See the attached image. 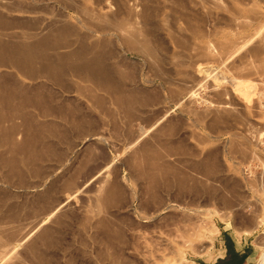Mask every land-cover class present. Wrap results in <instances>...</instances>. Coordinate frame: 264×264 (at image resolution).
<instances>
[{"label": "rangeland", "instance_id": "obj_1", "mask_svg": "<svg viewBox=\"0 0 264 264\" xmlns=\"http://www.w3.org/2000/svg\"><path fill=\"white\" fill-rule=\"evenodd\" d=\"M90 1L91 0H86L88 4H93L95 2V0H93L94 2L93 1L90 2ZM237 1L238 0H236V2ZM247 1L240 0L242 4H240L239 2L237 3L240 6L244 7L245 9L252 8L253 5L254 8L252 9L259 7V9L261 8V11L264 14V0L262 1L247 0ZM46 3L48 4V6L51 3L52 6L54 7L49 6L47 8L45 6L47 5ZM256 4L257 5L260 4V5L257 6ZM45 5L43 6L41 5L40 7L42 9L47 8L44 9L45 11L43 10L44 12L42 11V14L46 16L52 15L49 14V12L56 15L57 14L56 10H57L59 13L70 14L72 18H75L74 13L69 9H63L60 2H56V1L45 2ZM217 23L218 24L215 23V25L212 24L209 25V27L211 26L212 27L209 28L210 30L208 33L209 35H207L205 39L213 40L215 42L216 39L214 38L216 37L217 39L221 38L222 35L225 33L226 35L229 34L230 36H232L233 34L235 36L236 34L248 35V33H251L249 34L251 36H256L252 34L259 30L261 33L263 32L262 34H264L263 31L264 22L260 23L254 20L253 23H251V25H249L248 27L237 28L236 30L234 28L228 27L227 24L223 21ZM257 23L259 24V26ZM254 24L256 26H254ZM217 25L218 28H215ZM224 25H226V27ZM260 28H262L263 30ZM216 29L218 30L216 31ZM254 38L256 42L254 41ZM256 39L257 37H253V39L251 37L250 42L252 43H249V47L252 46V44L253 45L257 44ZM215 53L218 54V50ZM241 53L243 55V52ZM241 53H237V55ZM237 55L231 57L228 61H226V63L223 64L226 67L223 68H222V63L212 64V62H209L202 64L201 62V67H200L201 68L200 73L202 76L201 80L203 79V77L206 78L207 75L208 77L207 79H204L205 81L204 80L200 81V85L198 89L199 96L197 95L196 103L191 105L192 111L193 112L195 111V113L192 112L193 113L192 115L190 111L184 109L185 106H187L185 102L176 105L172 101V99L169 98L171 96L170 92L172 91L170 89L171 88L173 89L174 87L171 86L170 88L168 87V85H166V83H163L159 79L155 78L153 76L152 69L150 73V68L147 67L146 65H141V64L136 65L135 66L136 69L134 68V70L136 71L135 72L136 75H138L137 85L138 84L141 85L138 86L140 88H136V89L134 88V90L135 92H139V93L142 91H143L142 93L145 92L149 93L147 94L149 95L148 97L146 93L145 96L142 94L144 97H140L142 96L140 95L141 93L136 94L132 92L133 88L131 87L126 88V86H131L129 82L128 83L126 81L124 82L114 81V83L113 81L110 82L112 83L111 84L112 86L116 84V86L119 87V89L117 88L116 93L120 91L122 86L121 84H126L123 85V87L125 86L124 88L127 90V92L122 87L121 89L122 91L120 92V94H118V95H122V92L124 93L126 92V94H123L124 98L130 95L127 94L128 92L130 93V91L132 94L133 93L135 94V95L131 94L132 99L130 100V102H127V104L123 105L124 107L118 104L119 106H121L119 107L117 105V102L115 103V98L112 97L113 94L110 93L113 91L110 92L107 90L102 91L101 81L98 82L99 84L97 83V81H93L94 83L85 82V81L79 83V85L82 87L83 85H86L88 88L92 87L95 91L93 95H90L86 92H83L85 95L83 93L77 94L73 91L70 93L69 92L61 93L59 87L56 86H50L51 89L55 87L53 88V90H51L48 87V90L50 89L51 93L50 90L47 91L46 87H45L46 90H44V88L41 89L44 90L42 91V94L46 93V91L49 92L46 93L48 95L46 94H45L46 96L43 95L44 99L46 97L47 99H50V96L52 98L56 97L57 95L59 97L61 96L58 99L54 98L55 102L51 98L50 99L51 101L49 100L50 103L45 99L48 107L51 105L52 102V104L55 106L58 105L59 107L60 105V109L55 106L53 107V105H51L53 107L51 108L52 110L49 111L50 112L49 114L51 115L45 114L46 115L45 116L43 114L41 115V111L39 108H36L34 106L31 107L29 106L23 109L24 111L23 113L26 114L29 113V116L26 115V117L27 116L28 117L27 118L25 117L26 119L24 118L26 121L24 122V124L26 123L25 125L29 126L28 129L29 128L30 129L29 130L27 129L28 131L26 130L24 131V133H22L23 131L19 130L21 131V133L18 134L17 136L15 131H17L19 128H17L16 126H18L20 123L19 124L16 123V125H14L15 124L14 122L16 120H18L16 122H19L20 120H21L20 122H22V119H20L19 117L18 118L12 117L13 121L14 120L15 121L13 122L11 120L8 121L9 123L8 122L7 123L9 125L12 122L13 126H15L17 130H15V128L13 127L15 131L11 130L13 128H10L7 131H5L7 133L3 132L4 134H12L13 136H15V138L18 137L17 140L24 138L23 136H21L22 134L27 133V136L29 138V136L33 134L32 132H34V134L31 136L36 137L35 141L37 137H39L40 142L37 139L38 142L34 141L35 144L34 142H29V144L32 145V149L36 148L35 150L37 152L33 149L32 150L33 153H31L33 155L30 156L29 155L27 156L26 153H23V150L24 152L27 151L26 149H23L26 148V145L28 144L26 143L23 144L24 146L22 147V149H20L21 151L20 150L18 151L17 149L18 152H22L23 154H25V156L21 153H18L19 157L16 154L15 155L16 158H13L14 155L13 157H11L10 155L12 154L9 155L8 153L9 149L6 148V146L4 145H0V149H1L0 158H2L1 160L3 159L5 160L9 158L14 160L17 159L18 161L16 160L17 164L15 166L16 168L18 167L17 169H19L17 171H14V173L13 171H11L12 173H10V171L7 170V166H4L3 163L0 162V229L3 228L1 231L6 232L5 234L12 233L13 232L12 230L15 229L13 227H15L16 225H17L16 230L22 229V226L23 229H26V226L28 229L29 227H31L30 224L31 225L33 224L32 222L36 224L37 222H39V219L41 217H42L41 220L44 219L45 221L43 222L44 224L41 223V226H39V228L36 229V231L30 235V238L27 239L28 241H25V243H23L24 245L23 244L17 245L18 249H20L18 250V252L19 251L21 252V253L19 252L21 254L19 255L22 258H18L16 263L13 264H194L193 263L194 261H200L201 259L209 258L208 257L209 250L210 248L213 247V242L216 237L218 229H220L221 226L224 225V223L229 221L230 223L232 222V225L235 223L236 225L238 223L240 225H251L252 226L251 229H245V230L255 231L254 232L255 234H253L254 240L252 241V243L256 256L260 253V251L264 250V75H263L264 73L259 72L258 70H253L256 68L257 65L255 57L251 58L253 57V55H249V56L246 55V57L248 56L249 59H247L248 57L247 58L244 57L241 59L240 58L241 55L240 56ZM132 59L135 60V57H132ZM243 59L244 61L242 62ZM253 59L255 61H253ZM240 60L242 64L247 63L248 65V66L246 65L247 68L255 65L253 69L252 67H250L251 73L254 71V74H249L250 71H248L246 68L240 71L239 70V67H241ZM247 60L249 61L246 62ZM218 64H220L221 67ZM146 67L148 70L145 69ZM235 67H238V69H235ZM211 69L216 71L217 73L213 72ZM237 70H239L240 72ZM211 71L213 72L212 74L213 76H211L210 74ZM245 71H247L248 73H246ZM238 72L240 74H238ZM148 73L150 76L147 75ZM230 73L232 75H230ZM257 74L259 75V78L257 77ZM234 76H237L238 78H235ZM223 78H225L224 79L225 82L224 80H222ZM230 78L232 79L230 82L239 81V79L240 80L243 79L241 81L245 80L247 83L248 80L249 84L250 83L253 84V86H251L252 89L250 88L252 91L250 90L248 93L249 95L247 94L244 95L243 97V94H241V92L237 90L236 86H234L235 82H232L234 85L229 82ZM23 81L27 82L28 80L24 79ZM70 82L71 80L68 79V76H66L65 84L68 83V85L71 86L73 82L72 83ZM115 82L120 84V86L117 85V83ZM212 82H214L215 84ZM34 83L35 82H32L31 84L35 85ZM210 84L213 89H211ZM73 85H75V83ZM231 85L233 87L232 89H231ZM219 86H221V88L217 90ZM148 87L151 90L147 89ZM142 88L146 90L140 91V89ZM167 88L170 90V92H167L168 91ZM54 89L58 90L59 92ZM214 89H216V92ZM221 89L223 90L224 94L221 91ZM230 89L231 91L232 90L233 91L232 92L229 91ZM235 89L239 91L238 92L239 94L236 92ZM208 90L210 91V93ZM52 92L53 93L56 92L57 94H54V96H52L53 95ZM113 93L114 96H117L115 92ZM96 94L98 95L100 100L97 98ZM156 94L157 96H155ZM99 95H103L102 96L103 99ZM109 95L112 96L110 97ZM206 95L208 98L206 97ZM223 95H225L226 98ZM237 95H242V96H237ZM64 96L65 97L70 96V99H68L69 97L66 99L68 101L71 100L70 102L72 104L74 102L76 103L77 100V104L74 103L73 106H71L72 104L70 106L68 105L69 107H72L70 109L71 112H68L70 110H68V106L65 103L63 104L62 102V106L61 103L59 104L60 101L65 102V99L62 98ZM133 96H135L136 99L139 100L134 101L135 99H133L134 98ZM202 96L203 97L205 96L207 99H211L210 101L208 100L211 104L207 102V99L202 98ZM218 96H220L222 99L220 97L217 98ZM96 98L98 100H96ZM223 98L225 101L230 103V106L233 105L232 108L233 109L235 108L236 110H233L232 108L230 109L219 108L224 111L218 109L215 110L214 106L217 104V102L218 104H220L222 101H224ZM219 99L221 100L219 101ZM57 100H58V104H54L57 102ZM151 100L153 102H155L154 100H158L162 102L161 104H164L163 106H165V109L167 108L166 110L168 112L170 109L172 110H170L171 112H169L168 115L170 118L166 114L167 117H164L165 119L163 118V120L160 121L161 124L160 122L159 124L157 123V125L154 126L153 129L151 128L152 130L150 131V129H148L147 126L151 122L153 123V120L155 121L158 118V116L161 114L160 111L156 109L154 111L149 110V112H147L148 109L147 110L145 109L147 113L144 112L143 108H145L146 105L151 104L152 103ZM101 101L104 104H102ZM137 101H141V102L140 103L138 102L139 103L138 104ZM97 104L99 110L97 108ZM138 105H140L141 108ZM126 107L130 108V110L127 111L128 115L126 114V110H125ZM131 107H135V108L132 109ZM66 108L68 111L66 110ZM120 108L122 109L123 112L121 111ZM58 109L60 110L61 114ZM140 109L143 111L142 114H139L142 112ZM211 109L213 110L209 111ZM137 110H139L140 112L139 111L137 112ZM72 111L73 114H70L72 113ZM232 111L234 112L237 111V112L234 113ZM53 113L56 115H54ZM144 113H146V117L143 116L145 115ZM155 113L158 115L156 116ZM200 113H204V114L201 115ZM199 114L201 115L200 116L201 118L198 117ZM246 114H248V117ZM177 116L178 118H176ZM197 117L201 119V121L197 119ZM174 118H176V121L178 119V121L173 122L172 120H175ZM27 119L28 121H31L32 125L31 123H27ZM191 119L194 120V123ZM164 120H166V122H164ZM198 120L200 121V123ZM215 120L217 121L215 122ZM37 121L39 123H37ZM42 121L44 125L46 123L50 125L51 126L50 129L47 124L45 125L46 130L39 127L38 125L41 124ZM81 122H83L84 124H82ZM124 122L126 123L125 125ZM247 122L250 124H248ZM7 123L5 124L7 125ZM33 123L35 124L37 123V124L34 125ZM51 123L53 125H51ZM182 123L184 124L182 125ZM78 124L79 125L82 124V126L81 125L79 126ZM10 125L8 126V128L11 127ZM30 125L32 126V128ZM162 125H164V127ZM170 125L171 126L173 125L171 127L172 129L170 128ZM175 125L178 126L176 127ZM158 126H161L162 128ZM146 127L147 129H145ZM183 127L185 130L183 129ZM23 128L25 129L27 127L22 126V130H24ZM38 128L39 131L36 130ZM181 128L183 131L181 130ZM41 129L43 130L41 131ZM141 129L142 131L146 130V132L144 131L145 134H142L143 136L140 133H138L141 131ZM47 130L49 131L47 132ZM160 130L162 133L160 132ZM177 130L178 132L175 133ZM166 131L167 132L173 131V132L167 133ZM35 132H37V134ZM42 132H43V137L41 136ZM0 133H1L0 135H4L2 132ZM137 135H139L141 138L137 141V144L135 143L133 147H127L130 144L129 142H132L137 137ZM19 136L21 137L19 138ZM165 139L168 141L167 144H165V142H167ZM174 141H176V143L178 142V145L180 146L175 144ZM42 143L43 144L46 143V144L44 146H41L43 145ZM173 143L175 145H173ZM162 144L165 146H163ZM141 145H143V147ZM125 147L128 148V150L129 149L130 150L133 149V150L128 151ZM173 147H175V149ZM171 148L173 149L171 150ZM3 149L5 152L3 151ZM143 149L144 151L141 152ZM153 151L154 153L155 152L159 153L160 157L159 154L156 155V153L155 154L152 153ZM132 152L134 153L137 152V153L134 154ZM168 152L170 154H168ZM171 152L174 153H172L171 155ZM151 153L154 156H157V158L159 157V159H156V157H154ZM141 155L143 156V159ZM25 157L27 159H23ZM150 158H152L153 163L155 164L160 163L162 165L161 170L156 174L157 178H155V180H153L152 182H150V180L148 181L146 177H142L139 174L140 173L139 171L140 169L141 170L143 169V166L145 167L144 168L145 170L147 168L149 171V167L147 166L149 165L148 160ZM187 158L189 159L190 164L189 162H185L188 161ZM28 159L29 162L25 163L24 161L25 160L28 161ZM126 159L129 160L128 161L129 164L127 163ZM197 159H199V162ZM190 160L191 161L193 160L192 161L193 164H191ZM135 161L136 163H133ZM144 161L145 163L143 164ZM200 161H202V163H200ZM209 161L213 162V164L209 163ZM138 162L140 165L138 164ZM194 162L198 164H195ZM206 162L209 163L208 165L209 168L205 164ZM23 163L25 166L23 165ZM186 163L188 164L189 168L188 166H186L187 165ZM169 164L171 168H169L170 167ZM194 164L196 165V168L194 167ZM33 165L35 167L37 166L35 169L38 170L39 168V170L38 171L35 170ZM133 165L134 166L136 165V167H134ZM172 165L173 167L175 166V168L177 169L175 168L172 169ZM190 165H193L194 168H192ZM204 165L208 174L207 172L204 173L202 172ZM211 165H213L212 169L210 168ZM137 166H140V168L138 167L137 169ZM164 166H168V167H164ZM131 167H133V169ZM191 168L194 169V171ZM199 168L201 170H196ZM209 169L213 173L212 172L209 173L210 171ZM30 170L33 172L35 171L34 173L36 174L31 172ZM162 170L166 172H163ZM169 170L171 173L169 172ZM175 170H180V172L176 171L175 173ZM3 171L5 174L7 172L8 173L5 175L4 173H2ZM97 171L100 174L99 173L96 174ZM145 172H147V170ZM168 172L170 175L168 174ZM185 172L186 174L187 173L188 174L186 175ZM172 174L174 177L172 176ZM176 174L178 175V179L177 177L175 178ZM183 174L184 177L182 179ZM1 175H3L4 177ZM16 175L17 177H15ZM179 175L181 176V178ZM21 176L23 178H21ZM162 177L165 179H162ZM5 178L7 179V181ZM20 178L23 181H21ZM143 178L146 181H143ZM160 178L162 180H160ZM156 180H158L159 183L158 182L156 183ZM176 180L180 182L174 184V182H177ZM19 181L21 182L20 185H18L20 183ZM170 182L171 183L173 182V185ZM188 182H191V184ZM194 182L195 183L198 182L199 185L197 186V188L196 186H192V185H197ZM176 184H177V188L175 187ZM150 185L152 187H150ZM169 185H171L172 187L171 186L169 187ZM179 186L181 188H178ZM100 187L102 189H100ZM165 187L170 189L166 190ZM190 187L196 188L198 190L197 191L195 189L196 192L200 191L198 196L196 195L194 190L193 191L190 190L191 189ZM47 189H49L50 193L47 192L46 195L45 193L46 191H48ZM98 189L100 191H98ZM155 190H157L159 194L162 193L161 195L164 196H159L160 197L158 203L159 205L157 204L156 207L154 208L152 205H150L151 204L150 194L153 191L157 194ZM178 190H180L181 192H179ZM186 190L189 191V193L188 192L185 193ZM164 191L166 192V194ZM147 192L149 193V195ZM174 192L176 195L177 193L178 194L181 193V194H179L178 196H173ZM43 193L45 195H42ZM67 194L68 195L70 194L69 197L71 196V199L69 198L65 199ZM169 195H171V197ZM192 195L196 197L193 198ZM96 196L101 197L100 199L102 201L99 199V197L97 198ZM183 196H185L186 198H183ZM169 197L170 198L173 197L174 199L173 198L170 199ZM198 197L199 200L197 199ZM176 200L178 201V204ZM169 201H170L169 203L170 205L166 207L165 202L168 203ZM173 201L175 203H173ZM59 202H63V205L60 207L58 212H55L54 215L51 216L52 217L51 219L47 218L48 220H46V214H47L46 211L48 210L50 211V209L54 208V206ZM99 202H101V204ZM193 204H195L196 206ZM5 212L8 215L4 214ZM9 214L11 217L9 216ZM145 215L152 216V218L150 219L143 218V216ZM3 216H5V218ZM6 216H9V218ZM163 217H165L167 220H165V218ZM98 225L99 226L103 225V226L99 227ZM6 226H9L11 230L8 229V227ZM105 229L106 231L108 229L107 231L108 233L106 231L105 232L103 231ZM109 229H111L110 232ZM235 229L237 232L244 231L242 227ZM48 231L51 232L52 236ZM114 231L116 232L122 231L123 234L121 232H120L121 234L115 232L117 237L114 238L115 235ZM39 232H43L44 240L46 238L49 239L44 241L43 238L40 236V234L42 233L39 234ZM45 232L49 234L50 237H48V235L46 236L44 234ZM105 233L111 234L110 236L111 237L113 236V238H110V236L106 235ZM124 234L126 235V237L122 236ZM36 236L40 238L42 241L41 242L38 241L40 239L36 238ZM103 237H105V239H103ZM118 238H120L119 239L120 242ZM123 238L126 239L123 240ZM30 239L32 240V242ZM161 239L162 241L163 239H167V243L163 244ZM116 240H118V242ZM8 242L11 246L17 243L16 241L13 240H10ZM105 242L107 243V245ZM34 243L36 244L34 245ZM30 246H32L33 249ZM119 250L120 251L122 250V252H119Z\"/></svg>", "mask_w": 264, "mask_h": 264}, {"label": "bare ground", "instance_id": "obj_2", "mask_svg": "<svg viewBox=\"0 0 264 264\" xmlns=\"http://www.w3.org/2000/svg\"><path fill=\"white\" fill-rule=\"evenodd\" d=\"M50 1L60 2L63 9H69L74 13L75 18H72L70 16V14L59 13L57 10H56V12H57L56 15L53 13H50V12H49V14H52L51 16H46V15L42 14V11L44 9H47L49 6H52L51 3L49 6L47 3H46L47 5H45V2H50ZM91 1H93V0H91ZM245 1H247V0H245ZM237 2L242 4L240 2V0H238ZM237 2H236V0H95V2L93 4H88L86 2V0H29V1L28 0H0V132L3 133L10 128H13V127L15 128V126H13L12 122H11L12 124L10 123L11 125L9 124L11 127L8 128V126H9L8 121H11V120L13 121L12 117L13 118L19 117L20 119H22V122H20L21 120L19 122H16L18 120H16V121L14 120L15 122L14 121L13 122L15 123L14 125H16V123H18V124L20 123L18 126H20L21 129H20V127L16 126L17 128H19L18 130L15 128V130H17V131H15L14 128L11 130H14L15 133L17 134V136H18V134L21 133V131H23L22 133H24V131H26L29 127V126L25 125L26 123L24 124V122H26L25 119L29 116V113L28 114L23 113L24 112L23 109H25L29 106L30 107L34 106L36 108H39L41 111V115L42 114L43 115H45V114L51 115V114H49L50 113L49 111H51L52 110L51 108H53L55 105H53L51 102V105H53V107L49 104L51 106V107L49 106L50 107V109H49L46 101H49L52 97L50 96V99H47V97H46L45 98L46 101H45L44 96H43L46 93H49L47 91H49L51 89L50 86L59 87L61 93L62 92H69L70 93L73 91L77 94H81L83 92H86L90 95H93L95 93V91L92 87H91L92 88V91H91V88H88L86 85H83V84H82L83 85V87H82L79 85V83L82 81L92 82V83H94L93 81H97V83L101 81L102 82V85H101L102 91L107 90L109 92L113 91L116 93L117 88L119 89V87L116 86V84L112 86L111 85L112 83H110V82L113 81V83H114V81H117V82L126 81L127 83L129 82L131 84V86H126V88L131 87V88H133V90L131 89L132 92H134L136 94L141 93L140 95L143 94L145 96L146 92L142 93L143 92L142 91L139 93V92H135V90H134V88L135 89L140 88V87H138L140 84L137 85L138 75H136V73H135L136 71L134 70L135 66L138 64L139 65L140 64L146 65L147 67H149L150 73H151V69H152L153 76L155 78L159 79L161 82L166 83V85H168V87L171 88V86H173L174 88L170 89V90H172L171 92L167 88L168 89L167 92L171 93V96L169 98H171L172 101L176 105L177 104L179 105L182 102H185L187 106H185L184 109L187 111H190L191 115H192L193 113H195V111L194 112L192 111L191 105L196 103L197 95L199 94L198 89H199L200 81L207 79V77H208V75H207L206 78L203 77V79L201 80V78H202L201 73H200L201 62H202V64L203 63H209V62H212V64L213 63H222V68H223V67H226L223 65L226 63V61H228L231 57L236 56L237 53L243 52V55H242V53L238 54L239 56L241 55L240 58L242 59V58L246 57V55H248V56L253 55V57H251V58L255 57L256 64H257L256 68L253 69V67H255V65L254 66L249 65V66L252 67L253 70H258L259 72L264 73V34H262L263 32L261 33L260 30L255 32V33L252 32L253 33L252 35H256V36L249 35L251 33H248V35L247 34L246 35L245 34L244 35H237L236 34V36L234 34H233L234 36L233 35L230 36L228 34L229 35L228 36L225 33L222 35L221 38H218V39H217V37L214 38V39H216L215 42L213 40L205 39V37L207 35H209L208 34L210 31L209 28L212 27V26L209 27V25L210 24L215 25V23L218 24L217 22L220 23V21L225 22L228 27L234 28L235 30L237 28L248 27L249 25H251V23H253L254 20L256 22L258 21L260 23L264 22V14L261 11V8L259 9V7H257L255 9H252V8H254V5H253L252 8L245 9L244 7L240 6ZM242 2H244V1H242ZM253 3H255V2H253ZM41 5L42 6L45 5L47 8L43 7L44 9H42L40 7ZM259 5L260 4H258L257 6H259ZM52 7H54V6H52ZM52 10H54V9H52ZM46 12H48V11H46ZM255 24H254V26H256ZM220 26H222V25H220ZM224 26L226 27V25H224ZM258 26H259V24H258ZM215 28H218V25ZM260 29H262V28H260ZM217 30L218 29H216V31ZM242 34H243V32H242ZM251 37H252V39H253V37H257V39H256L257 44L256 45L252 44L253 47L252 46L249 47V43H252V42H250ZM211 41H213V42H211ZM254 41H255V38H254ZM255 42H254V44H255ZM217 50H218V54L215 53V52H217ZM132 57H135L136 61L133 60ZM240 58H238V59H240ZM247 59H249V57ZM243 61H244V59L242 60V62ZM248 61L249 60H247L246 62H248ZM253 61H255V60L253 59ZM240 63H241V60H240ZM250 64H251V62H250ZM253 64H255V63H253ZM218 65L220 66V64H218ZM246 65H247V63H245V64L241 63V67H239V70L242 71V70H244V68H246L248 71H250L251 70L250 67L247 68L248 65L247 66ZM147 67L145 69H147ZM233 69H234V67H233ZM235 69H238V67H235ZM239 70H237V71H239ZM212 71L216 72L214 70H212ZM212 71L210 73L211 76H213ZM237 71H235V72H237ZM147 72H149V71H147ZM239 72H238V74H240ZM245 72L248 73L247 71H245ZM249 74H254V71L252 73L250 71ZM147 75L150 76L149 73ZM230 75H232V74L230 73ZM66 76H68V79L71 80L70 83L73 82V84L75 83V85L72 84L73 86L72 85L70 86V85H68V83L65 84V77ZM214 77H216V76H214ZM234 77L238 78L237 76H234ZM257 77L259 78L258 74H257ZM242 78H243V76H242ZM24 79L28 80L29 82L28 81L24 82L23 81ZM208 79H210V78H208ZM218 79H219V77H218ZM224 79L225 78H223L222 80H224ZM261 79H263V78H261ZM231 80L232 79L230 78L229 82ZM241 80H243V79H241ZM241 80L239 79V81H232V82H235V85L232 82H230V83L233 84L234 86H236L237 90H239L241 92V94H243V97H244V95H247L249 93V91L252 89L251 86H253V84L252 83L249 84L247 79H246L247 83L245 80H244L245 82L241 81ZM32 82H35L34 83L35 85H32L31 84ZM117 82H115V83H117ZM224 82H225V80H224ZM212 83H214V82H212ZM117 85L120 86V84H118V83H117ZM121 85H122L121 86V89H122L123 85H126V84H121ZM228 85H230V84H228ZM45 87H46L47 91H46V93L43 92L44 94H42V91L46 90ZM48 87L50 88L49 90H48ZM149 87L147 89L151 90ZM210 87H211V89H213L211 84H210ZM213 87H215V86H213ZM225 87H226V85H225ZM43 88H44V90H41ZM53 88H55V87H53ZM53 88L51 90H53ZM154 88H155V86H154ZM156 88H158V87H156ZM215 88H217V87H215ZM219 88H221V86H219L217 90H219ZM232 88L233 87L231 85V89ZM121 89L118 93H116L117 96H114L113 92H110V93L113 94V96L112 95L111 96L115 98V103L117 102V105L119 104V105L123 106V105L127 104V102H130V100L132 99V97H131L132 93H131V91H130V93L128 92L127 94L128 95L130 94V95L129 96L125 95L127 97L124 98L123 94H126L127 90L124 88L126 92L125 93L122 92V95H118L122 91ZM165 89H166V87H165ZM222 89H221V91L223 92ZM231 89L229 91H231ZM51 90H50V93H51ZM54 90H56V89H54ZM141 90H144V88L140 89V91ZM214 90L216 92V89H214ZM214 90H212V91H214ZM237 90H236V92L238 93L239 91H237ZM56 91H58V90H56ZM222 92H220V93H222ZM209 93H210V91H209ZM52 94H53L52 96H54V94H57V93L52 92ZM97 94H99V93H97ZM97 94H96V96L99 99ZM147 94H149V93H146V95ZM223 94H224V92H223ZM46 95H48V94H46ZM143 95L140 97H144ZM99 96H101V98H102L103 95H99ZM148 96L149 95H147V97ZM150 96H151V94H150ZM155 96H157V94ZM223 96L225 97V95H223ZM237 96H242V95H237ZM60 97L57 95L54 98L58 99ZM68 97L67 96L62 97L63 99H65V102L60 101L59 104L61 103V106H62V102H63V104L65 103L67 106L68 105L70 106L72 103L70 102L71 100L68 101L66 99V98L70 99V96H68ZM133 97H134L133 99H135L134 101L139 100V99H136L135 96H133ZM206 97H207V95H206ZM206 97L202 96V98L207 99L208 97L207 98ZM219 97L220 96H218L217 98H219ZM54 98H52L53 101L55 100ZM97 98H96V100H98ZM106 98H107V96H106ZM159 98H160V96H159ZM230 98H231V96H230ZM76 99H77V97H76ZM221 99H219V101ZM60 100H62V99H60ZM208 100L210 101L211 99H207V102H209ZM212 100H214V99H212ZM223 100H224V98H223ZM50 101H49V103H50ZM151 101H150V103H151ZM154 101L155 102L152 101L151 104L146 103L148 105H146L145 108H143L144 106L142 107L144 109V112H146L147 109H148L147 112H149V110L154 111L156 109V110H159L161 113L157 119L155 117L156 120L155 121L153 120V123L151 122L152 124L149 122L150 126L148 125L147 127H148V129H150V131L154 128V126L157 125V123L159 124V122L161 120H163L164 117H167L169 115V112H171L170 110H172V109H170L168 112L166 110L167 108L165 109V106H163L164 104H161L162 102H160L158 100H154ZM138 102L140 103L141 101H137V103ZM212 102H214V101H212ZM197 103H200V102H197ZM54 104H58V100ZM73 104L71 106H73ZM75 104H77V100H76ZM102 104H104V103L102 102ZM144 104H145V102H144ZM144 104H142V105H144ZM209 104H211V103L209 102ZM198 105H200V104H198ZM69 106H68V110H70L72 108ZM138 106L140 107V105H138ZM55 107L60 109V105H59V107H58V105H56ZM119 107H121V106H119ZM209 107H207V108H209ZM214 107H215L214 108L215 110L216 109L221 110L219 108H224V109L229 108L230 109L233 107V105L230 106V103L224 100L220 104H218V102H217V104ZM62 108H61V110H62ZM97 108H98V104H97ZM128 108L127 107L125 108L126 114H127V111L130 110V108L129 109ZM131 108L133 109L135 107H131ZM182 108H183V106H182ZM73 109H74V107H73ZM179 109H181V108H179ZM66 110H67V108H66ZM98 110H99V108H98ZM212 110L213 109H211L209 111H212ZM233 110H236V109L234 108ZM73 111L70 114H73ZM121 111H122V109H121ZM138 111L139 110H137V112ZM221 111H224V110H221ZM59 112H60V110H59ZM68 112H71V110ZM155 112H157V111H155ZM232 112H234V111H232ZM235 112H237V111H235ZM142 113H143V111L139 114H142ZM146 113H144L145 115H143V116L146 117ZM213 113H214V111H213ZM57 114H58V112H57ZM60 114H61V112H60ZM151 114H152V111H151ZM166 114H167V116H166ZM200 114L203 115L204 113H200ZM200 114L198 116L199 118H201ZM26 115H28V116L26 117ZM54 115H56V114H54ZM124 115H125V113H124ZM157 115L158 114H156V116ZM246 115L248 117V114H246ZM138 116H140V115H138ZM198 117H197V119H199ZM176 118H178V116ZM176 118H174L175 120H172L173 118L171 120L173 122L174 121L177 122L178 119L176 121ZM151 119H153V118H151ZM166 120H167V118H166ZM166 120H164V122H166ZM199 120L201 121V119H199ZM192 121L194 123V120H192ZM192 121H190V122H192ZM200 121H199V123H200ZM216 121L217 120H215V122ZM85 122H86V120H85ZM5 123H7L8 126ZM27 123H31V121H28V119H27ZM37 123H39V122L37 121ZM81 123L84 124L83 122H81ZM33 124L36 125L35 123H33ZM82 124H80V125L82 126ZM125 124L126 123L124 122V125ZM160 124H161V122H160ZM173 124H176V123H173ZM183 124L184 123H182V125ZM248 124H250V123H248ZM31 125H32V123H31ZM45 125L42 121L41 124H39L38 126L45 129ZM51 125H53V124L51 123ZM178 125H179V122H178ZM22 126L27 127V128H25V129L23 128L24 130H22ZM48 126L50 129L51 126L50 125H48ZM162 126L164 127V125H162ZM172 126L170 125V128ZM147 127L145 129H147ZM158 127H161V126H158ZM165 127H166V125H165ZM31 128H32V126H31ZM43 129H41V131ZM142 129L140 132H138L141 135L145 134L144 131L146 132V130L142 131ZM165 129H163V130H165ZM173 129H175V128H173ZM183 129H184V127H183ZM11 130H9V131H11ZM19 130H21V131H19ZM36 130L39 131V128ZM181 130H182V128H181ZM14 131H12V132H14ZM48 131L49 130H47V132ZM173 131H175V130H173ZM173 131H168V132H173ZM37 132H35V133L37 134ZM160 132H161V130H160ZM166 132H163V133H166ZM177 132H178V130L175 133H177ZM5 133H7V132H5ZM32 133L34 134V132H32ZM30 134H28V135H30ZM33 134H31V135H33ZM36 134H35V136H36ZM38 134H40V133H38ZM31 135L28 138L27 133L22 134L21 136H23L24 138H21L18 140H17L18 137L15 138V136H13L12 134L0 135V145L6 146V148L9 149L8 150L9 155L12 154V155H10L11 157H13V155H14L13 158H16L15 155L17 154V156H18V153H21V154L26 153L27 156L28 155L30 156V155H33L31 153H33L32 150L34 148L32 149V145L29 144V142H34L35 138H36L34 136H31ZM139 135H137V137L132 142H129L130 144L128 146L126 144V146L127 147H133V145L135 143L137 144V141L139 139H141L140 138L141 135L140 136ZM21 136H19V138ZM41 136L43 137V132H42ZM44 136H46V135H44ZM169 138H170V136H169ZM37 139L39 140V137H37ZM37 139L35 142H38ZM131 140H132V138H131ZM35 142H34V144H35ZM39 142H40V140H39ZM170 142H171V140H170ZM26 143H28V144L26 145V148H23V149H26L27 151L24 152V150H23V153L18 152L24 146L23 144H26ZM167 143H168V141L165 142V144H167ZM174 143L178 145V142L176 143V141H174ZM174 143H173V145H175ZM45 144H43L41 146H44ZM141 146L143 147V145H141ZM144 146H145V144H144ZM163 146H165V145H163ZM178 146H180V145H178ZM146 148H147V146H146ZM173 148L175 149V147H173ZM173 148H171V150ZM4 149H3V151H4ZM17 149H18V151H17ZM126 149L128 150V148H126ZM154 149H155V147H154ZM127 150H125V151H127ZM131 150H133V149H131ZM131 150L129 149L128 151H131ZM138 151H139V149H138ZM143 151H144V149L141 152H143ZM8 153H7V155H8ZM132 153H134V152H132ZM135 153H137V152H135ZM139 153H140V151H139ZM152 153H154V151ZM172 153H174V152H171V155H172ZM181 153H182V151H181ZM157 154H159V153H156V155ZM168 154H170V153L168 152ZM168 154H167V156H168ZM23 155L25 156V154H23ZM3 156H4V154H3ZM154 157H156V159H159L160 154H159L158 158H157V156H154ZM152 158H150L148 160L149 165L147 167H149V171L146 168L147 172H145L146 170L144 169L145 168L144 166H143L144 170L140 169V171H139L140 176L146 177V179L148 181L150 180V182H152L153 180H155V178H157L156 174L162 168L161 167L162 165L160 163H157V164L153 163ZM1 159L2 158H0V160ZM23 159H27V158L25 157ZM142 159H143V156H142ZM16 160L9 158V159H5V160L3 159L0 162L3 163L4 166H7V170L10 171V173H12L11 171H13V173H14V171L19 170V169H17L18 167L16 168V166H15L17 164V161H18V160L17 161ZM126 160H127V163L129 164V162H128L129 160L128 159H126ZM134 160H136V159H134ZM197 160L199 162V159H197ZM150 161H152V162H150ZM192 161H191V164H193ZM24 162L25 163L29 162V159H28V161L25 160ZM185 162H189V159H188V161H185ZM133 163H136V161ZM144 163H145V161L143 162V164ZM200 163H202V161H200ZM209 163L213 164V162H210V161H209ZM209 163L208 162L205 163L207 165V167H208ZM138 164H139V162H138ZM189 164H190V162H189ZM195 164H198V163H195ZM195 164H194V167L196 168ZM23 165H24V163H23ZM169 166H170V164H169ZM186 166H188V164ZM190 166L192 168H194L193 165H190ZM36 167L34 166V169ZM126 167H127V165H126ZM134 167H136V165ZM138 167L140 168V166H137V169H138ZM164 167H168V166H164ZM20 168H21V166H20ZM106 168H107V166H106ZM131 168L133 169V167H131ZM169 168H171V166ZM173 168H175V166L173 167V165H172V169ZM188 168H189V166H188ZM204 168H205V165H204ZM204 168L202 171L203 173L207 172L206 168L205 169ZM210 168L212 169L213 165H211ZM129 169H130V167H129ZM175 169H177V168H175ZM2 170H3V168H2ZM35 170H37V169H35ZM38 170H39V168H38ZM192 170L194 171V169H192ZM196 170H201V169L199 168ZM196 170H195V172H196ZM176 171L180 172V170H175V173H176ZM31 172H33V171H31ZM163 172H166V171H163ZM169 172H170V170H169ZM169 172H168V174H169ZM181 172H184V171H181ZM211 172L212 171L210 170L209 173H211ZM2 173H4V171ZM98 173L99 172L97 171L96 174H98ZM153 173H154V175H153ZM15 174H17V173H15ZM34 174H36V173H34ZM134 174H135V172H134ZM161 174H162V172H161ZM164 174H166V173H164ZM185 174H186V172H185ZM207 174H208V172H207ZM3 175H1V176H3ZM131 176H133V175H131ZM172 176H173V174H172ZM15 177H17V175ZM165 177H166V175H165ZM176 177L178 179L177 174H176L175 178ZM183 177H184V174L182 176V179H183ZM21 178H23V177L21 176ZM180 178H181V176H180ZM89 179H91V178H89ZM162 179H165V178L162 177ZM162 179L160 178V180H162ZM158 180H156V183L157 182L159 183ZM172 180H173V178H172ZM6 181H7V179H6ZM6 181H4V182H6ZM21 181H23V180L21 179ZM88 181H87V183H88ZM143 181H146V180H144V178H143ZM150 182H149V184H150ZM167 182H165V183H167ZM178 182H180V181L174 182V184L178 183ZM165 183H163V184H165ZM188 183L191 184V182H188ZM20 184H21V182L18 185H20ZM171 184L173 185V182ZM195 184H197V185H192V186H196V188H197V186L199 185L198 182ZM183 185H184V183H183ZM170 186L171 185H169V187ZM180 186L178 188H181ZM150 187H152V186L150 185ZM175 187L177 188V184L175 185ZM190 188H191L190 190H192V191L194 190V192L198 196L200 191L196 192V190H197L196 188H194V187H190ZM100 189H102V188L100 187ZM153 189H154V187H153ZM167 189L169 190L170 188H166V190ZM188 189H189V187H188ZM47 190L48 191H46V193H45L46 195H47V192H49V189H47ZM108 190H109V188H108ZM98 191H100V190L98 189ZM104 191H105V189H104ZM151 191H152V188H151ZM155 191L157 192V190H155ZM161 191H163V190H161ZM178 191L181 192L180 190H178ZM176 192H177V190H176ZM187 192L189 193V191L186 190L185 193H187ZM45 194L43 193L42 195H45ZM158 194H159L158 192L156 194L154 191L150 194V200H151L150 205H152L154 208L159 203V199H160L159 196H164V195H161L162 193L159 195ZM165 194H166V192H165ZM173 194H172L173 196H178L181 193H179V194L177 193V195H176L174 192ZM69 195L67 194L65 199H68V198L71 199V196L69 197ZM99 195H101V194H99ZM102 195H103V193H102ZM148 195H149V193H148ZM182 195H180V196H182ZM189 195H191V194H189ZM194 195H192L193 198L196 197ZM169 196L171 197V195H169ZM72 197H73V195H72ZM96 197L98 198L99 196H96ZM100 198L101 197H99V199ZM172 198H170V199H172ZM183 198H186V197L183 196ZM197 199L199 200V197ZM176 202L178 204L177 200H176ZM185 202H186V200H185ZM99 203L101 204V202H99ZM169 203H170V201L168 203L165 202V206L168 207L170 205ZM173 203H175V202L173 201ZM191 203H193V202H191ZM62 205H63V202H59L54 206V208L50 209V211L49 210L46 211L47 212L46 220H48L49 218L51 219L52 218L51 216L54 215L55 212H58V210L60 209V207ZM193 205H195V204H193ZM149 206H147V207H149ZM195 206H193V207H195ZM177 207H178V205H177ZM154 208H153V210H154ZM9 212H10V210H9ZM4 214L8 215L6 212ZM150 214H148V215H150ZM148 215L143 216V218H146V219L152 218V216H148ZM9 216H10V214H9ZM9 216H6V217L9 218ZM3 217L5 218V216H3ZM41 218L39 219V222H37L36 224H34V222H32L33 224L32 225L30 224L31 227H29L28 229H27V226H26V229H23V226H22L23 230L22 229L16 230L17 225L16 226L12 225V226H15V227H13V228H15L14 229L15 231L12 230L13 231L12 233H7V234H5L6 232L1 231L3 228L0 229V264H13V263H16L18 258H22V257H20L21 252L20 251H19L20 253L18 252V250H20V249H18L17 245L23 244V243H25V241H28L27 239L30 238V235L33 232H35L36 229L39 228V226H41V223L45 222L44 219L41 220ZM163 218H165V217H163ZM165 220H167V219L165 218ZM163 222H165V221H163ZM18 226H20V225H18ZM101 226H103V225H100L99 227H101ZM139 226H140V224H139ZM6 227H8V229H10L9 226H6ZM143 228H144V226H143ZM103 229H104V227H103ZM110 230L111 229H109V232H110ZM40 231H42V230H40ZM103 231L105 232L106 229ZM107 231H108V229H107ZM118 231H119V228H118ZM43 232H39V234L42 233V234H40V236L42 238H43ZM46 232H47V230H46ZM46 232L44 234L46 236L48 235V237H50L49 234H47ZM115 232L116 231H114V234H115ZM120 232L122 233V231H120ZM120 232H116V233H120ZM49 233L51 235V232H49ZM160 234H162V233H160ZM106 235L110 236L111 234H106ZM131 235H133V234H131ZM37 236H39V235H37ZM37 236H36V238H38ZM46 236H44V237H46ZM122 236L126 237L125 234ZM33 237H34V235H33ZM105 237H103V239H105ZM115 237H117L116 234L114 235V238ZM110 238H113V236L112 237L110 236ZM131 238H133V237H131ZM38 239H40V238H38ZM47 239H49V238H46L45 240H47ZM119 239L120 238H118V240ZM125 239L123 238V240H125ZM10 240L16 241L17 243L15 245L11 246L8 242ZM43 240H44V238H43ZM118 240H116V241L118 242ZM127 240H126V242H127ZM38 241L41 242L42 240L40 239ZM107 241H109V240H107ZM161 241H162V239H161ZM31 242H32V240H31ZM119 242H120V240H119ZM162 242H163V244L167 243V239H163ZM35 244L36 243H34V245ZM113 244H114V242H113ZM106 245H107V243H106ZM30 247L32 248V246H30ZM128 250H131V249H128ZM119 252H122V250L121 251L119 250ZM263 261H264V250L260 251V253L257 255V257L255 258L254 264H262Z\"/></svg>", "mask_w": 264, "mask_h": 264}, {"label": "crops", "instance_id": "obj_3", "mask_svg": "<svg viewBox=\"0 0 264 264\" xmlns=\"http://www.w3.org/2000/svg\"><path fill=\"white\" fill-rule=\"evenodd\" d=\"M228 224V225H227ZM243 228L244 231L237 232L235 228ZM251 225H236L226 222L218 229L209 250V258L194 261V264H254L256 253L252 241L254 232ZM264 264V261L263 263Z\"/></svg>", "mask_w": 264, "mask_h": 264}]
</instances>
